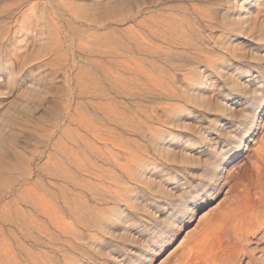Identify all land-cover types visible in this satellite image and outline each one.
<instances>
[{
  "label": "rangeland",
  "instance_id": "obj_1",
  "mask_svg": "<svg viewBox=\"0 0 264 264\" xmlns=\"http://www.w3.org/2000/svg\"><path fill=\"white\" fill-rule=\"evenodd\" d=\"M114 3H121L118 14L109 11ZM175 26H193L198 43L210 50L214 61L195 50L190 58L184 56L183 49L179 55L172 54L170 48V52L141 53L140 36H148L159 27L167 30ZM259 48H264V0H0V144L7 142L0 167V264H12L18 252L20 264H129L141 256L152 238H159L141 225L147 220L162 228L184 201L185 185L195 189L203 184L199 163L193 167L173 159L186 146L181 142L175 147L173 136L192 140L208 137L218 118L211 106L214 102L226 103L221 95L232 88L231 79L238 69L229 71L228 67L240 65L254 73L261 65L259 58L264 57ZM196 54L200 57L195 58ZM134 60L146 61L149 73H157L162 67L176 76L180 91L178 100L156 96L140 102V98L117 97L126 104L155 108L162 115L153 136L137 134L140 143L151 144L154 157L147 163L152 167L134 181L133 192L140 189L152 203L134 198L133 192L125 201L105 204L92 200L88 210L79 211V221L69 211L65 213L64 221L70 222L73 230L64 232L51 226L52 239L34 230L26 237L24 220L28 214L39 218L44 204L58 212L64 210L63 187L68 202L74 204L80 189L64 177L76 170L80 134L88 139L91 130L98 137L105 135L109 127L105 120L107 100L98 95L109 91L111 68L119 75L135 78L132 70H125ZM224 65L226 70L222 69ZM201 74L207 80L201 90L208 92L210 106L199 103L189 90L191 81L200 79ZM93 103L100 106L93 109ZM176 105L181 106L182 115L178 117ZM263 135L264 130L246 145L224 171L216 193L196 204L191 220L176 227L169 245L164 249L159 246L157 255L150 252L154 256L151 264L153 258L158 264H200L204 247L197 259V254L190 253L193 242L236 196L257 190L251 166L257 161L254 149ZM199 160L205 161L206 155ZM160 168L167 169V175ZM195 169L201 171L197 174ZM178 183L179 192L170 187ZM250 238L249 253H239L231 264H264V243L263 249H255V240ZM17 240L39 260L28 262L25 252L16 247ZM216 240L212 243L217 250L220 246Z\"/></svg>",
  "mask_w": 264,
  "mask_h": 264
},
{
  "label": "bare ground",
  "instance_id": "obj_2",
  "mask_svg": "<svg viewBox=\"0 0 264 264\" xmlns=\"http://www.w3.org/2000/svg\"><path fill=\"white\" fill-rule=\"evenodd\" d=\"M109 11L113 14L120 13L121 3H114L109 6ZM151 37L156 41H162L168 47L157 45L150 39ZM140 41L141 53H145L148 50L151 53H155L156 50L157 53H159L160 50L168 52L170 48L172 54L179 55L180 51L183 49L181 52L184 56L190 58L193 53H191V51L195 50V52L203 54L206 60L210 62L214 61V58L210 56V50L202 47L198 43L193 26L186 28L183 26H175L173 29L170 27L167 30L159 27L148 36H140ZM199 54H196L195 58L200 57ZM224 61L225 60H223L222 63H224ZM259 61L261 65L255 68L254 73L256 76H253L252 79L264 76V57L261 56ZM120 63L123 64L122 62ZM146 66L147 62L144 60L141 62H136L134 60L126 64L125 70L127 69L128 72L132 70L135 74V78H130L127 75L123 76V74L119 75L112 68L110 69L111 72L109 73L111 77L109 79V91H100L101 95H98L100 99L107 100L105 103V120L109 124V127L103 137L94 135L93 130L90 131V133H92L91 139L85 138L84 135L80 134L78 150L76 151V170L72 175H66L64 177L65 181L69 182L72 180L74 185L80 189L74 200V204L72 203L73 205H70L68 202L69 196L67 189L63 187L62 199L64 210L58 212L44 204L43 209L40 210L42 211V215L39 218L32 214H28L26 217L27 220H24V222L26 221V230L28 231L26 237L32 235L33 231L29 233L30 230H34V232L37 231V234L38 232L43 235L48 234L47 236L50 235L52 239L53 234L49 233L51 226H57L58 229L64 232H68L72 229L71 225H68L70 222L66 224L67 222L64 221V216H66L65 213L68 211L74 214L79 221V211L82 209L88 210L92 200L105 204L115 202L116 200L125 201L129 194L133 192L134 181L140 180V176L142 177L146 173L148 167L147 163L152 162L151 160H153L154 157L150 154L151 144H148V141L140 143L137 134L143 135V138H148V135L153 136V134L156 133V124L162 115H160V111L155 108L146 109L141 103L130 105L122 100L140 98V102H144L149 97L153 98L156 96H165L166 98L178 100L180 95L175 80L176 76H171L162 67H158L157 73L154 70H152L153 73H149L145 70ZM222 69L226 70L224 66H222ZM241 75L247 76L248 73H241L240 68H238L234 76H232L233 79H231L232 88L227 90V92L232 95L245 96L255 91L249 82L240 78ZM206 85L207 80L205 79V75L201 74L200 79L191 81L189 90L192 93V97L199 103L210 106L211 103L207 98L209 95L208 92L201 90V88ZM96 91L97 89H94L93 93L96 94ZM117 97L122 98V100L118 101ZM227 99L228 97H226L225 101H227ZM99 106L100 103L97 105H95V103L92 104L93 109ZM180 107L179 105L175 106L177 117L182 115ZM211 107L218 118L225 120L238 117L242 111L239 108L233 109L227 102H214ZM166 109L168 108L166 107ZM78 110L80 114L79 122L82 125L81 118H84L83 106ZM177 120L176 118V122ZM179 136V134L173 136V145L181 143V141L177 139ZM186 137L188 138V136ZM150 138V140H152L154 137ZM193 141H199L200 143H193ZM207 141L208 137L204 136L199 140L188 138L183 141L186 146L182 154L177 153L179 157H177V154L173 156V159L178 160L180 163L186 162L193 167H196V163H199L202 167L201 177L203 184L199 188L203 189L204 192L211 191L204 198H201L199 195L193 196V201L191 200L190 203H193L195 206L196 204L199 205L202 203L205 198L211 197L216 193L220 186V181L223 179L224 171L240 157L247 145H238L234 150L225 154L223 159H220L219 163L210 160L207 155L206 160L200 163L199 158L204 155L199 153V148ZM254 141L255 140H252L251 142ZM257 143H259V146L254 149L257 161L252 163L251 166L255 173V181L258 183L255 187L257 190L256 192L246 191L245 194L243 191L241 195L236 196V199L225 206L223 209L224 211L218 215L214 221H210L207 224L203 236L193 242L190 253L193 252V254H197V259H199L198 251L204 247V251L202 250L203 252L201 253L202 256L200 255L201 258L199 259L200 264H231L239 253H242L240 255L249 253L251 236L254 238L253 240H255V243H253V245L256 246L255 249L261 248L264 243V184L262 183L264 180V135L260 137ZM6 146V141L0 144V167L3 166L2 160L4 158L3 154ZM254 195L257 196L254 197ZM188 203L189 202L185 200L179 202V206L176 211L173 212L170 219L163 222L162 231L159 234L155 233L159 238H152L150 246L139 256L140 258H135L130 261V263L128 262L129 264H145L147 262L151 264V257L154 256H152L150 252L155 251L154 254L157 255L156 251H158L157 249L159 246L162 247L161 249H164L174 239L176 227L179 224L184 226L191 220L189 216L195 206L188 207ZM33 206L36 207V204ZM39 206L41 207V205ZM214 239H217L216 241L220 246L217 250L212 243ZM16 242V247L19 251L22 250L25 252V257L28 262L39 260V256L35 252H27V247L25 245L22 246L18 240ZM224 243L227 244V247L221 249ZM68 248L67 250L69 251ZM50 250H53V252L55 251L54 249ZM12 260V264H20V252L14 253ZM43 264H46V262Z\"/></svg>",
  "mask_w": 264,
  "mask_h": 264
},
{
  "label": "snow or ice",
  "instance_id": "obj_3",
  "mask_svg": "<svg viewBox=\"0 0 264 264\" xmlns=\"http://www.w3.org/2000/svg\"><path fill=\"white\" fill-rule=\"evenodd\" d=\"M245 47H251L250 44H245ZM257 51L264 53V48H259ZM3 64L0 63V67ZM227 67V65H224ZM236 68H240L241 73H248L247 76L241 75V79L249 82L251 87L255 91L246 94L245 96L232 95L226 90L221 95V99L228 97L227 103L232 108L241 109V114L238 117H234L229 120L215 118L216 127L211 128L207 132L208 141L202 144L199 148V153L207 155L210 160L219 163L220 159H223V156L229 153L231 150H234L238 145L250 144L252 140H256L261 135V131L264 130V76H259L256 79H252L253 76H256L255 73L249 72L248 69L241 67L240 65L233 64L231 67H228L229 71H232ZM27 79V77H25ZM21 86L23 81L20 82ZM220 87V85H217ZM258 93V95H257ZM181 142L188 139L187 137H178ZM193 143L199 144V141H193ZM179 147L180 145H174ZM148 167H152L151 164ZM159 167V166H157ZM160 171L167 175V169L160 168ZM201 169H195V173H199ZM182 183V181H180ZM170 187H175L177 192L181 191L179 183L176 185H170ZM185 195L184 200L188 203V207H194L193 203H190L193 196L199 195L201 198H204L209 194V192H204L201 188H192L185 185ZM133 197L136 199H143L152 203L150 197L143 193L140 189H134ZM175 205H173L174 207ZM172 209L169 208V211ZM162 216H166L167 213H161ZM141 228L145 230L148 234L157 233L159 234L162 229L157 223H152L145 221L141 225ZM154 264H158V260L153 258Z\"/></svg>",
  "mask_w": 264,
  "mask_h": 264
}]
</instances>
